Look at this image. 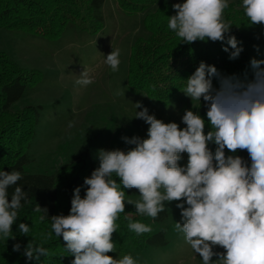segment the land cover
Segmentation results:
<instances>
[{
	"label": "clouds",
	"instance_id": "clouds-1",
	"mask_svg": "<svg viewBox=\"0 0 264 264\" xmlns=\"http://www.w3.org/2000/svg\"><path fill=\"white\" fill-rule=\"evenodd\" d=\"M228 7V0H183L172 4L174 14L168 16L167 27L184 44L221 42L229 60H237L243 42L224 17ZM241 7L249 27L259 26L264 34V0H242ZM253 47L260 51L259 45ZM105 57L112 71H118L120 49ZM249 69L226 74L215 65L199 63L183 93L206 110L207 120L199 111L185 109L179 124L166 123L136 102L134 107L141 110L134 118L148 125L146 136H122L130 146L127 150H98V167L73 189L68 215L49 216L47 208L35 206L34 211L42 213L40 221L51 220L44 239L53 233L62 237L74 257L71 264H137L131 255L121 259L109 255L115 251L116 220L126 203L155 220L166 202H176L181 219L175 230L202 264H264V59L251 58ZM75 83L87 86L93 80L84 69ZM239 152H246L247 159ZM22 179L18 170H0V236L6 240L16 239L13 225L19 210L30 203L29 193L18 184ZM9 188L14 189L11 199ZM132 189L138 190L139 199L126 201L124 190ZM125 220L137 235L152 231L130 215ZM18 232L28 236L29 225L20 222ZM12 250L20 252L21 244L15 243ZM47 254L43 242L34 238L23 248L30 261Z\"/></svg>",
	"mask_w": 264,
	"mask_h": 264
},
{
	"label": "trees",
	"instance_id": "trees-1",
	"mask_svg": "<svg viewBox=\"0 0 264 264\" xmlns=\"http://www.w3.org/2000/svg\"><path fill=\"white\" fill-rule=\"evenodd\" d=\"M118 7L129 14L145 11L142 28L145 36H138L130 47L127 68V83L131 88L143 91L147 97L167 103L183 91L186 79L195 71L201 61L215 65L226 74L250 72L249 61L255 57L264 59V34L259 26L249 27V21L241 7L242 0L228 1L224 11L226 20L231 21L232 32L242 41L244 51L237 60H229L228 53L222 50L221 42L196 41L182 43L181 38L167 27L168 16L173 15L172 4L183 0H116ZM105 0H0V28L23 31L30 35H39L53 40L60 37L67 27L90 30L96 34L104 25L102 7ZM257 34L259 39H257ZM253 45H259L257 52ZM40 79L37 70L20 68L4 51H0V170L11 172L18 170L23 179L18 182L29 193L30 203L19 210L13 232L16 239H4L0 236V264H71L74 257L65 249L62 237L54 233L45 240L51 231V220L40 221L42 213L34 208L39 204L48 209V215L63 213L68 215L71 207L73 189L83 185L86 176L93 171L89 151L86 149L70 162L60 166L53 173H29L24 167L28 163V149L35 135L39 121V106L27 105L13 111L11 106L18 101L26 88ZM205 111L200 115L207 120ZM210 130L206 121V131ZM214 149V145H210ZM238 155L247 159L246 152ZM117 179L119 183V178ZM122 187V186H121ZM13 188H9V199ZM125 200L138 190H124ZM84 195V188H81ZM23 203V202H22ZM149 225L152 231L137 235L128 229L125 216ZM167 218L166 210L158 217L148 218L136 213L132 205L126 203L125 212L116 220L118 225L113 234V242L122 253L129 248H142L145 245L162 246L167 243L164 229L156 230L154 222ZM27 223L28 236L18 232V224ZM43 242L48 249L46 256L39 260H28L23 248L30 239ZM15 243L21 244V251L12 250Z\"/></svg>",
	"mask_w": 264,
	"mask_h": 264
},
{
	"label": "rangeland",
	"instance_id": "rangeland-1",
	"mask_svg": "<svg viewBox=\"0 0 264 264\" xmlns=\"http://www.w3.org/2000/svg\"><path fill=\"white\" fill-rule=\"evenodd\" d=\"M102 13L104 25L96 34L69 26L60 37L50 40L0 28V51L6 52L20 68L37 70L40 74L39 81L28 86L11 106L13 111L27 105L40 107L35 135L27 152L26 172L53 173L86 149L94 170L99 164V149L127 150L130 146L121 137H145L148 128L142 120L134 118L136 111L141 110L134 107L136 102L166 123L179 124L185 109L205 110L198 102H191L183 91L163 103L131 88L126 77L128 57L133 41L146 35L142 28L145 11L129 14L118 7L116 0H105ZM112 49H120L121 62L115 72L105 63V56ZM84 69L93 80L87 86L75 83ZM186 160L185 154L181 163ZM128 199L138 200L139 195L131 194ZM175 204L166 202L167 218L153 223L156 230L164 229L165 245L131 247L127 253L115 246L109 255L115 259L131 255L137 264H202V258L185 242L183 234L175 230L176 221L181 219Z\"/></svg>",
	"mask_w": 264,
	"mask_h": 264
}]
</instances>
